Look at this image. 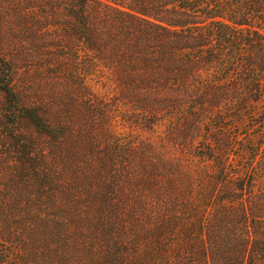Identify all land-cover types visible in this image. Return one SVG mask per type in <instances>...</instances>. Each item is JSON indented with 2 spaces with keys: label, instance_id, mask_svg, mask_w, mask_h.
<instances>
[{
  "label": "trees",
  "instance_id": "trees-1",
  "mask_svg": "<svg viewBox=\"0 0 264 264\" xmlns=\"http://www.w3.org/2000/svg\"><path fill=\"white\" fill-rule=\"evenodd\" d=\"M113 1L0 0V264H264V0Z\"/></svg>",
  "mask_w": 264,
  "mask_h": 264
},
{
  "label": "rangeland",
  "instance_id": "rangeland-1",
  "mask_svg": "<svg viewBox=\"0 0 264 264\" xmlns=\"http://www.w3.org/2000/svg\"><path fill=\"white\" fill-rule=\"evenodd\" d=\"M111 1L114 2L113 0H111ZM85 84L86 85H91L88 80H85ZM93 89L96 90L97 92H100L98 89H95L94 87H93Z\"/></svg>",
  "mask_w": 264,
  "mask_h": 264
}]
</instances>
